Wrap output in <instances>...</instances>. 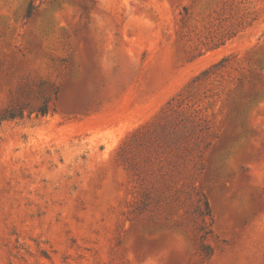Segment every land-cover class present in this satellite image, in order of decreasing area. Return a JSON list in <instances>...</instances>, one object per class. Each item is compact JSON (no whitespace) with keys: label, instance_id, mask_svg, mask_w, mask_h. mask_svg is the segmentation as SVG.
I'll return each instance as SVG.
<instances>
[{"label":"rangeland","instance_id":"374dc122","mask_svg":"<svg viewBox=\"0 0 264 264\" xmlns=\"http://www.w3.org/2000/svg\"><path fill=\"white\" fill-rule=\"evenodd\" d=\"M30 1L0 115L59 93L0 124V264H264V0Z\"/></svg>","mask_w":264,"mask_h":264},{"label":"trees","instance_id":"16d2710c","mask_svg":"<svg viewBox=\"0 0 264 264\" xmlns=\"http://www.w3.org/2000/svg\"><path fill=\"white\" fill-rule=\"evenodd\" d=\"M36 10V6L34 4V1L31 0L26 11L25 17L27 19L31 18ZM185 11L187 9L185 8ZM59 89L53 88L52 92L50 94H45L41 92L40 95V101L36 104H33L31 102H21L17 103L15 106L8 108L4 111L3 114L0 115V124L3 120L6 119H15V118H23L26 114L29 116L33 113H36L37 115H46L51 110V101L53 99L58 98ZM206 213H210V206L209 203L206 202ZM202 249L205 252L207 256H210L212 254V249L210 246L202 245Z\"/></svg>","mask_w":264,"mask_h":264}]
</instances>
